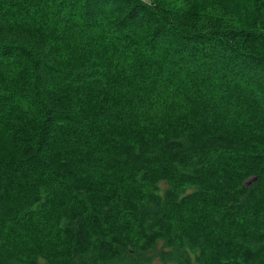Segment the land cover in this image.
Masks as SVG:
<instances>
[{
  "label": "trees",
  "instance_id": "trees-1",
  "mask_svg": "<svg viewBox=\"0 0 264 264\" xmlns=\"http://www.w3.org/2000/svg\"><path fill=\"white\" fill-rule=\"evenodd\" d=\"M156 257L264 264V0H0V264Z\"/></svg>",
  "mask_w": 264,
  "mask_h": 264
},
{
  "label": "rangeland",
  "instance_id": "rangeland-1",
  "mask_svg": "<svg viewBox=\"0 0 264 264\" xmlns=\"http://www.w3.org/2000/svg\"><path fill=\"white\" fill-rule=\"evenodd\" d=\"M29 7H30V9H31V11H32V14L34 15L33 17H35L34 18V20H35V22H36V25H34L35 26V29L36 28H38L39 26L38 25H40V24H42L45 20H46V18H44V14H46V12H47V10H46V7L44 6V4L42 5H40V4H36L35 2L34 3H31L30 5H29ZM25 19V18H24ZM24 19L22 20V21H24ZM25 23H30L28 20H25ZM46 27H47V25H46ZM34 28V27H33ZM57 33V32H56ZM55 33V34H56ZM162 72H166V70H163V67H161L159 70H158V72L157 73H162ZM136 87H138L137 85H135ZM242 90H245L244 88H242ZM242 90H240L239 92H236V93H234L233 94V96H228V98H230V101H231V103H234V96L236 95V94H238V93H243L242 92ZM187 93H189V94H191L193 91L192 90H188V91H186ZM246 97H248L249 99H251L250 98V96H249V94H246L245 95ZM188 101V100H187ZM230 103V104H231ZM242 110V109H241ZM242 111H246V109H243ZM221 114V113H220ZM152 264H165V263H161L160 262V259L158 258V257H156V258H154L153 259V262H152ZM167 264H171V263H167Z\"/></svg>",
  "mask_w": 264,
  "mask_h": 264
},
{
  "label": "bare ground",
  "instance_id": "bare-ground-1",
  "mask_svg": "<svg viewBox=\"0 0 264 264\" xmlns=\"http://www.w3.org/2000/svg\"><path fill=\"white\" fill-rule=\"evenodd\" d=\"M207 189H208V188H207ZM207 191H208V190H207ZM207 191H206V192H207ZM101 242H102V241H101ZM106 243H107V242H106ZM112 247H113V246H112ZM89 251H90V250H89ZM143 251H144V250H143ZM95 252H96V251H95ZM86 253H87V252H86ZM245 259H246V258H245ZM246 261H247V260H246Z\"/></svg>",
  "mask_w": 264,
  "mask_h": 264
}]
</instances>
